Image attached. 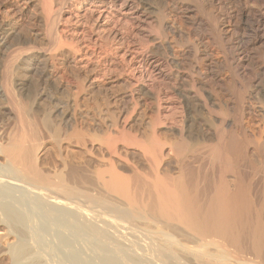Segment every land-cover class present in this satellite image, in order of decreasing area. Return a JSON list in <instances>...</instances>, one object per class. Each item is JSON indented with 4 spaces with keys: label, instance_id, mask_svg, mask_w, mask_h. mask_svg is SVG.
<instances>
[{
    "label": "bare ground",
    "instance_id": "bare-ground-1",
    "mask_svg": "<svg viewBox=\"0 0 264 264\" xmlns=\"http://www.w3.org/2000/svg\"><path fill=\"white\" fill-rule=\"evenodd\" d=\"M0 159V263L264 264V0H0Z\"/></svg>",
    "mask_w": 264,
    "mask_h": 264
},
{
    "label": "rangeland",
    "instance_id": "rangeland-1",
    "mask_svg": "<svg viewBox=\"0 0 264 264\" xmlns=\"http://www.w3.org/2000/svg\"><path fill=\"white\" fill-rule=\"evenodd\" d=\"M0 160H2V159H0ZM14 190H16V191H14ZM12 192H13V193H14V192H17V193H15V194H16V195H19V194H21L22 191H19V190H17V189H13ZM27 202H28V201H27ZM30 203H31V202L29 201L28 204L26 203V205H23V208L26 209V210H27V209H28V210H31V209H29V208H31V205H32L33 203H32V204H30ZM33 206H34V205H33ZM35 207H36V206H35ZM36 208H37V207H36ZM32 210H33V208H32ZM40 214H41V213H39L38 215H40ZM38 215L36 216V218L38 217ZM44 216H45V215H44ZM46 217H48V216L43 217V215L41 214L37 219H35V220H37V221H35L36 223H34L35 225H33V227L36 228V229L38 228L37 230H40V231L42 230L41 233L44 235V237H47L48 239H49V238H51L52 240H53V239H56V241H57V240L62 239V237H63V238L66 240L65 243H64L65 245L61 243V244H62V247H61V245H59L60 247L58 246V247H57L58 249L56 248L57 250H59V248H60V249H64V247H65L66 245H68V244H67V243H69L68 241L71 242L72 239L76 238L75 235H76V236L79 235L78 237H80V234H83V233L80 232V231H77V232H76L77 234L71 232V230H70V229H71V227H70V223L68 224L67 222H66V223H67L66 225H63V226L59 227V229H58V227L56 228V227H54V226H53L52 228H48L47 226L45 227V226H44V223H46L45 221L48 220V219H46ZM45 219H46V220H45ZM10 221H11V220L8 219L7 222L5 221L3 224H0V236H1V237L4 236V235L2 234L3 230H4L5 233L8 232V230H9L8 227L10 226V225H9V224H10ZM5 223H6L7 225H9V226H6ZM41 224H42V226H41ZM68 225H69V227H68ZM19 226H20V225H19ZM19 226H18V228H12L11 226H10V227L12 228L11 230L16 229V230H14V231H16V232L19 231V229H24L23 225H22L21 227H19ZM39 226H40V227H39ZM43 226H44V227H43ZM41 228H42V229H41ZM44 228H45V230H44ZM7 229H8V230H7ZM63 229H64V230H63ZM1 230H2V231H1ZM48 230H50V231H48ZM4 232H3V233H4ZM16 232L11 231V233H13V234H15ZM46 232H47L49 235H48ZM78 232H79V233H78ZM72 234H75V235L72 236ZM8 235H9V234H8ZM8 235L4 238V239H6V238H7V239L3 241V245L1 244L0 248L5 247V245H7L6 243H8L9 241H12V240H13L14 235L10 234L9 237H8ZM62 235H63V236H62ZM49 236H50V237H49ZM67 237H68V240H67ZM69 237H71L72 239H69ZM78 237H77V238H78ZM9 238H10V239H9ZM87 239H89V238H87ZM5 241H8V242H5ZM87 241H88V240H87ZM89 241H90V239H89ZM66 242H67V243H66ZM4 244H5V245H4ZM100 244L103 245V243H100ZM101 245H100V246H101ZM76 246H79V245H78V244H75V247H76ZM103 246L105 247V245H103ZM103 246H101V247L104 248ZM76 248H77V247H76ZM6 262H7V261H4V262H1L0 264H6Z\"/></svg>",
    "mask_w": 264,
    "mask_h": 264
}]
</instances>
